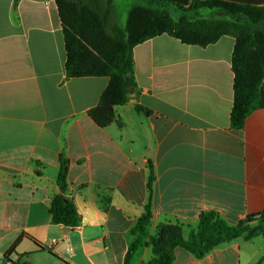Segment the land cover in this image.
I'll list each match as a JSON object with an SVG mask.
<instances>
[{
	"label": "crops",
	"instance_id": "crops-1",
	"mask_svg": "<svg viewBox=\"0 0 264 264\" xmlns=\"http://www.w3.org/2000/svg\"><path fill=\"white\" fill-rule=\"evenodd\" d=\"M234 46L232 36L199 47L166 34L136 46L137 89L115 108L122 126L100 128L88 113L110 80L67 78L55 1L0 0V264H123L150 164V235L178 224L188 237L204 212L229 225L263 212L264 109L232 129ZM62 156L75 228L51 214ZM146 242L133 264L151 260ZM175 264H264V237L236 238L202 259L178 248Z\"/></svg>",
	"mask_w": 264,
	"mask_h": 264
},
{
	"label": "trees",
	"instance_id": "trees-1",
	"mask_svg": "<svg viewBox=\"0 0 264 264\" xmlns=\"http://www.w3.org/2000/svg\"><path fill=\"white\" fill-rule=\"evenodd\" d=\"M54 1L63 28L67 78L106 77L110 80L99 104L88 113L98 127L107 128L114 123L122 126L115 108L128 103L137 89L133 50L164 34L185 45L199 47L215 44L224 36L234 37L232 129H243L254 111L264 109V0H140L127 11L125 24H115L112 33L99 7L100 0ZM163 3L171 4L182 15L174 17ZM204 10H217L219 15L206 18L201 14ZM136 110L151 113L140 106H136ZM68 169L69 160L62 156L58 176L62 193L53 200L51 214L54 224L75 228L81 219L74 202L65 196ZM149 169L148 201L132 231L135 240L123 264H133L146 240L153 256L145 264H175L178 248L202 259L236 238L251 241L264 236V211L249 215L237 225H229L215 212H204L188 237L178 224L161 225L155 235H150L155 172L151 164ZM14 250H10L5 261L9 262Z\"/></svg>",
	"mask_w": 264,
	"mask_h": 264
},
{
	"label": "rangeland",
	"instance_id": "rangeland-1",
	"mask_svg": "<svg viewBox=\"0 0 264 264\" xmlns=\"http://www.w3.org/2000/svg\"><path fill=\"white\" fill-rule=\"evenodd\" d=\"M76 2L77 0H69ZM191 1V0H190ZM140 0H100L99 7L106 20V25L109 27L108 31L112 33V27L115 24L122 22L125 24L127 18V11L131 6L139 4ZM163 7L170 11L174 17H179L182 12L169 3H163ZM202 16L212 18L219 15V11H202ZM107 15V17H106Z\"/></svg>",
	"mask_w": 264,
	"mask_h": 264
},
{
	"label": "water",
	"instance_id": "water-1",
	"mask_svg": "<svg viewBox=\"0 0 264 264\" xmlns=\"http://www.w3.org/2000/svg\"><path fill=\"white\" fill-rule=\"evenodd\" d=\"M264 237V236H263Z\"/></svg>",
	"mask_w": 264,
	"mask_h": 264
}]
</instances>
